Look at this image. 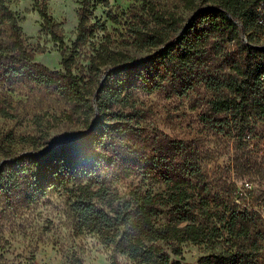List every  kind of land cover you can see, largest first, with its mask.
I'll use <instances>...</instances> for the list:
<instances>
[{
    "label": "trees",
    "instance_id": "obj_1",
    "mask_svg": "<svg viewBox=\"0 0 264 264\" xmlns=\"http://www.w3.org/2000/svg\"><path fill=\"white\" fill-rule=\"evenodd\" d=\"M91 1L80 0L77 38L62 59L63 70H51L35 62L16 14L0 0L1 21L8 31L0 41V85L11 91L21 88V82L44 87L72 110L79 109L80 124L89 131V142L65 138L42 152L38 150L47 146L49 130L41 137L19 138L9 131L0 142L11 161L8 173H0V194H30L29 200L38 194H68L84 227L141 264H173L165 245H213L221 240L229 248L199 264H264V228L252 214L231 211L209 195L197 157L185 142L146 137L141 128L148 116L134 98L137 90L168 99L207 90L212 114L227 115L224 120L206 117L207 123L224 132L243 121L241 132L248 138L252 117L264 118V45L250 39L245 43L242 34L264 36L258 12L264 0H183L194 12L188 21L152 0L132 7L122 19L114 16L126 33L119 48H112L116 42L109 37L91 56V72L100 77L96 92L74 74L76 55L90 43L97 25L90 19ZM36 8L43 31L64 48L60 24L46 4L37 2ZM122 48L149 55L138 59ZM15 109L0 94V116L12 119ZM62 113L72 115L67 108ZM17 140L33 150L16 156ZM134 175L164 190L134 189L123 195L114 188ZM173 253L181 254L179 248Z\"/></svg>",
    "mask_w": 264,
    "mask_h": 264
},
{
    "label": "rangeland",
    "instance_id": "obj_2",
    "mask_svg": "<svg viewBox=\"0 0 264 264\" xmlns=\"http://www.w3.org/2000/svg\"><path fill=\"white\" fill-rule=\"evenodd\" d=\"M144 1H91L90 19L97 25L90 43L76 55L74 67V74L86 88L96 92L100 79L91 72L90 58L95 50L109 37L116 42L112 48H117L126 33L124 25L114 22L113 17L122 19L123 13ZM152 1L160 2L166 10L187 21L194 14L185 8L183 0ZM37 2L46 4L48 13L60 24L64 33V48L43 31L44 20L36 8ZM6 3L18 18L25 46L34 54L35 62L51 70H63L62 59L69 54L77 38L80 0H6ZM253 32L243 33V42L250 39L254 44L264 45V36ZM6 35L7 26L0 17V41L5 40ZM124 50L138 59L149 55L133 49ZM20 85L21 88L14 91L7 85H0V94L9 97L16 108L14 118L5 119L0 116V142L9 131L13 132L15 138H19L41 137L47 130L50 135L47 146L38 152L47 150L51 144L65 138H81L82 143L89 142L86 137L89 131L80 124L82 117L79 109L72 110L44 87L26 82ZM134 98L148 116L141 128L143 134L150 138L158 136L185 142L189 152L197 157V164L208 183L209 195L220 204L227 203L231 211L252 214L259 228H264V118L252 117L247 130L251 139H248L241 132L245 127L243 121L224 132H217L207 123L206 117L224 120L227 116L212 114L208 104L212 94L207 90L195 92L189 98L172 99L137 90ZM64 108L72 113L70 118L63 116ZM32 150L28 144L19 140L14 145L16 156ZM10 162L0 146V173H8ZM114 188L123 195L134 189L154 193L164 190L162 185L145 181L142 175H134L114 185ZM28 196L30 194H0V262L141 264L123 255L114 246L103 244L99 236L84 227L71 209V197L68 194H38L35 200L27 199ZM213 207L216 208L215 205ZM218 208L223 211L222 207ZM199 221L206 222L202 216ZM176 248H179L180 255L173 253ZM227 248L229 243L225 240L213 245H165L173 264H199L202 258L224 252ZM260 256L264 261V249Z\"/></svg>",
    "mask_w": 264,
    "mask_h": 264
},
{
    "label": "built area",
    "instance_id": "obj_3",
    "mask_svg": "<svg viewBox=\"0 0 264 264\" xmlns=\"http://www.w3.org/2000/svg\"><path fill=\"white\" fill-rule=\"evenodd\" d=\"M258 12L260 14L259 24H264V3L258 7ZM248 139H250V136H248Z\"/></svg>",
    "mask_w": 264,
    "mask_h": 264
},
{
    "label": "water",
    "instance_id": "obj_4",
    "mask_svg": "<svg viewBox=\"0 0 264 264\" xmlns=\"http://www.w3.org/2000/svg\"><path fill=\"white\" fill-rule=\"evenodd\" d=\"M104 77H105V76H104ZM104 77H103V78H104ZM52 145H53V144H51V146H52ZM51 146H50V147H51ZM31 154H37V153H31Z\"/></svg>",
    "mask_w": 264,
    "mask_h": 264
}]
</instances>
